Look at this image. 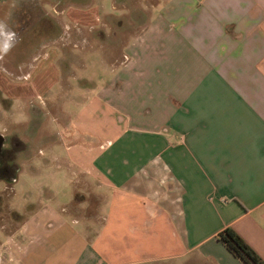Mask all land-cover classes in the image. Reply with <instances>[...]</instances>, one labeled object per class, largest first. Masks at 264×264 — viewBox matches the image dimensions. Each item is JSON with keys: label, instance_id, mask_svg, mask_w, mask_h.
<instances>
[{"label": "crops", "instance_id": "crops-1", "mask_svg": "<svg viewBox=\"0 0 264 264\" xmlns=\"http://www.w3.org/2000/svg\"><path fill=\"white\" fill-rule=\"evenodd\" d=\"M159 10L122 65L101 59L109 128L53 136L70 142L73 200L20 214L0 264H244L217 240L227 228L264 261V0ZM8 30L0 56H22ZM16 60L1 70L22 78Z\"/></svg>", "mask_w": 264, "mask_h": 264}, {"label": "rangeland", "instance_id": "rangeland-1", "mask_svg": "<svg viewBox=\"0 0 264 264\" xmlns=\"http://www.w3.org/2000/svg\"><path fill=\"white\" fill-rule=\"evenodd\" d=\"M171 2L0 0V34L12 35L10 28L15 37L10 48L22 52L0 56V134L9 150L7 169L0 175L1 248L21 225L20 214L37 213L54 199L55 205L73 200L70 142H52L53 136L59 138L68 128L95 136L109 128L112 114L102 111L98 99L105 76L101 59L105 68L122 65L129 41ZM14 59L31 63L22 78L1 70ZM90 159L83 157V162L91 164ZM93 192L81 187L75 197L96 196Z\"/></svg>", "mask_w": 264, "mask_h": 264}, {"label": "trees", "instance_id": "trees-1", "mask_svg": "<svg viewBox=\"0 0 264 264\" xmlns=\"http://www.w3.org/2000/svg\"><path fill=\"white\" fill-rule=\"evenodd\" d=\"M217 240L244 264H264L256 251L232 228H227L219 233Z\"/></svg>", "mask_w": 264, "mask_h": 264}, {"label": "flooded vegetation", "instance_id": "flooded-vegetation-1", "mask_svg": "<svg viewBox=\"0 0 264 264\" xmlns=\"http://www.w3.org/2000/svg\"><path fill=\"white\" fill-rule=\"evenodd\" d=\"M8 153H9V150L6 149L4 145V147L0 151V175H2L7 169Z\"/></svg>", "mask_w": 264, "mask_h": 264}, {"label": "water", "instance_id": "water-1", "mask_svg": "<svg viewBox=\"0 0 264 264\" xmlns=\"http://www.w3.org/2000/svg\"><path fill=\"white\" fill-rule=\"evenodd\" d=\"M5 138L2 134H0V151L2 150V148L4 147L5 145Z\"/></svg>", "mask_w": 264, "mask_h": 264}]
</instances>
